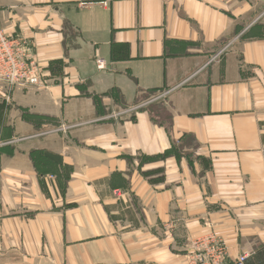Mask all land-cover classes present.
<instances>
[{"label":"crops","instance_id":"0c3cea01","mask_svg":"<svg viewBox=\"0 0 264 264\" xmlns=\"http://www.w3.org/2000/svg\"><path fill=\"white\" fill-rule=\"evenodd\" d=\"M0 30L44 81L0 82V264H259L264 0H0Z\"/></svg>","mask_w":264,"mask_h":264},{"label":"built area","instance_id":"2783aa9c","mask_svg":"<svg viewBox=\"0 0 264 264\" xmlns=\"http://www.w3.org/2000/svg\"><path fill=\"white\" fill-rule=\"evenodd\" d=\"M95 65L99 71L106 67L105 62L99 58L96 59ZM0 82L9 88L15 86L37 88L44 84L41 71L32 59L31 49L19 38L7 36L2 30H0ZM154 95L151 94L137 106L111 113L109 118L115 119L134 113L161 100L165 94ZM185 258L186 264H246L248 256L242 254L232 262L226 263L228 256L225 246L214 236H207L192 241Z\"/></svg>","mask_w":264,"mask_h":264},{"label":"trees","instance_id":"16d2710c","mask_svg":"<svg viewBox=\"0 0 264 264\" xmlns=\"http://www.w3.org/2000/svg\"><path fill=\"white\" fill-rule=\"evenodd\" d=\"M153 95V94H152ZM260 259V258H259ZM259 264H264V257L260 260Z\"/></svg>","mask_w":264,"mask_h":264}]
</instances>
